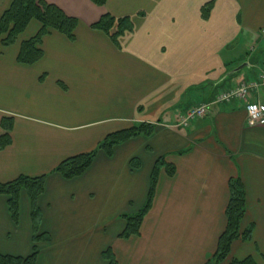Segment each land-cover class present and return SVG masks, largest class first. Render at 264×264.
<instances>
[{"label":"crops","instance_id":"crops-1","mask_svg":"<svg viewBox=\"0 0 264 264\" xmlns=\"http://www.w3.org/2000/svg\"><path fill=\"white\" fill-rule=\"evenodd\" d=\"M12 1L0 0V17ZM44 1L77 26L73 41L49 31L32 65L19 64L17 55L38 22L11 46L0 45V137H10L0 151V183L46 176L36 232L25 191L16 222L0 196V255L24 258L35 246V264H107V250L117 264H206L225 230L228 182L239 179L246 201L240 228L251 226V239L234 241L223 264L247 257L264 264V126L247 124L241 102L214 104L218 90L264 71V41L257 43L264 0ZM104 14L131 21L116 45L91 28ZM248 98L264 104V85ZM202 104H211L207 114L180 127ZM141 123L154 127L150 136L114 147L111 157L98 152L82 175L65 180L54 172ZM159 159L174 175L160 169L138 235L122 239L123 217L144 206ZM42 234L48 240L34 245Z\"/></svg>","mask_w":264,"mask_h":264},{"label":"trees","instance_id":"trees-1","mask_svg":"<svg viewBox=\"0 0 264 264\" xmlns=\"http://www.w3.org/2000/svg\"><path fill=\"white\" fill-rule=\"evenodd\" d=\"M97 7H102L107 0H90ZM213 1L208 3L202 10V18H207ZM36 21L41 25L39 32L31 39L20 45L17 55V62L23 65H32L42 58L40 44L42 38L49 32L55 31L65 36L69 41L74 40V30L77 20L66 16L58 7L46 3L44 0H13L9 8L0 17V45L9 47L15 43L17 37L26 29L30 21ZM92 29L104 33L110 41L116 45L117 39L132 31V24L129 18L115 19L108 14L100 17L99 21L91 26ZM1 127L10 130L11 124L8 119H2ZM154 130L151 124H136L130 128L112 133L99 142L96 148L87 154L78 155L62 161L54 170L63 179L71 180L84 173L92 164L98 152L111 157L113 148L139 136H150ZM10 144V137L4 134L0 137V151ZM164 168L166 175H174V167L168 165L163 159L154 164L150 177V187L147 200L141 210L131 216H124L125 229L120 238L128 239L137 236L144 216L151 207L153 194L156 187L158 172ZM46 176L28 178L20 176L14 181L0 183V196L8 197V210L14 222L18 217V197L21 190L25 191L31 205V219L33 229L37 231L39 212L36 208V199L43 191ZM228 203L225 209L226 226L220 235L217 248L213 256L206 264H223L229 254L230 246L234 241H249L251 239L252 227L241 230L240 224L246 213V201L244 188L239 179H231L228 182ZM34 245L41 240H48L45 235H37L32 238ZM37 251L35 246L32 253L24 258H13L0 255V264H35ZM107 264H117L109 250L102 254ZM228 264H256L252 258L243 260H231Z\"/></svg>","mask_w":264,"mask_h":264},{"label":"built area","instance_id":"built-area-1","mask_svg":"<svg viewBox=\"0 0 264 264\" xmlns=\"http://www.w3.org/2000/svg\"><path fill=\"white\" fill-rule=\"evenodd\" d=\"M264 85V71L258 74L254 79L242 82L227 89L218 90L215 95L214 104H228L231 102H241L244 104L246 113V122L249 126H264V104L257 99L250 101L249 91L258 92L259 88ZM211 104H202L190 109L181 117L179 126L187 128L190 123L199 118H203Z\"/></svg>","mask_w":264,"mask_h":264},{"label":"rangeland","instance_id":"rangeland-1","mask_svg":"<svg viewBox=\"0 0 264 264\" xmlns=\"http://www.w3.org/2000/svg\"><path fill=\"white\" fill-rule=\"evenodd\" d=\"M259 41L262 43L264 41V35H261L260 39H258L257 43H259ZM254 48L256 49V46L254 45ZM253 48V49H254ZM261 49V48H260ZM257 50V49H256ZM250 52V51H249ZM262 53H264V49L262 50Z\"/></svg>","mask_w":264,"mask_h":264}]
</instances>
